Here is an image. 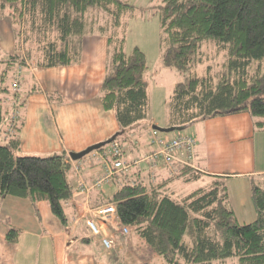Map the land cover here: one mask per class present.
I'll return each mask as SVG.
<instances>
[{"label":"trees","instance_id":"obj_1","mask_svg":"<svg viewBox=\"0 0 264 264\" xmlns=\"http://www.w3.org/2000/svg\"><path fill=\"white\" fill-rule=\"evenodd\" d=\"M92 9L104 12V24L97 18L88 22ZM132 9L123 0H0V16L8 13L16 33L24 24L29 37L46 42L51 67L80 61L86 27L89 34L107 36L108 64L100 100L105 111L114 112L122 134L150 113L146 54L138 47L127 54L126 39L118 32ZM159 14L163 65L188 76L175 86L169 127L183 130L198 121L249 113L264 131V0H164ZM204 42L215 43L225 52V60L219 70L208 66L205 75H198L192 70L205 63L199 57ZM14 99L19 109L26 103L17 93ZM4 112L0 104V125ZM23 124L22 119L17 133ZM17 133L0 143V197L47 202L66 227V203L75 191L71 158L66 153L19 155ZM118 141L114 138L112 143ZM251 197L257 217L250 223L239 221L222 184L197 191L181 204L141 182H127L103 204L115 205L122 224L145 226L173 264H214L231 258L233 264H264V180L254 181ZM18 236L17 230L6 234L11 243Z\"/></svg>","mask_w":264,"mask_h":264},{"label":"crops","instance_id":"obj_2","mask_svg":"<svg viewBox=\"0 0 264 264\" xmlns=\"http://www.w3.org/2000/svg\"><path fill=\"white\" fill-rule=\"evenodd\" d=\"M6 22L12 32L11 39L4 43L9 56L6 64L10 67V60H16L18 66L25 64L20 81L22 90L24 86L30 92L40 90L29 92L21 108L24 124L17 133V154L46 157L66 153L70 157L71 153L82 152L112 138H119L123 157L128 162L153 151L151 130L154 126L162 129L155 119L148 129L140 123L122 134L114 112L102 107L100 92L107 73V36L98 32L85 35L78 63L51 67L46 61V42L29 37L24 24L16 33L12 19L8 18ZM8 93L5 101L9 98ZM50 95L54 96L50 98ZM5 110L8 118L4 132L12 106L8 103ZM165 128L166 131L161 132L169 138L180 134L196 138L194 159L188 165L178 162L175 176L166 167L152 170L142 163L133 167L130 173L116 176L101 190H93L88 196L77 195L76 203L67 207L69 222L66 227L47 202L34 204L27 199L0 197V264H154L141 249L152 250V256L162 251L157 241L148 236L145 226L131 227L127 236L112 231L114 248L108 251L86 225L88 219L94 218L92 210L105 205L103 201L127 182H141L149 190L155 189L181 204H186L197 191L222 184L238 218V207L247 211L249 203L253 205L252 185L254 181L264 180V160L259 151L260 145L264 147V131L255 126L249 113L198 121L183 130L172 129L169 125ZM9 139L5 135L6 143ZM184 158L180 156V160ZM152 171L155 179L151 177ZM102 173V166L97 161H82L79 169L73 162L70 181L76 189L79 182L92 184ZM191 183H196L195 189L184 193ZM252 207L254 211L248 212L249 218L257 217ZM25 208L28 218L19 214ZM36 215H42L43 229L27 227L33 220L31 216ZM9 230L18 231L16 243L7 240ZM163 259L166 263L161 264H173L164 256Z\"/></svg>","mask_w":264,"mask_h":264},{"label":"rangeland","instance_id":"obj_3","mask_svg":"<svg viewBox=\"0 0 264 264\" xmlns=\"http://www.w3.org/2000/svg\"><path fill=\"white\" fill-rule=\"evenodd\" d=\"M123 1L128 2L134 8L123 19V23H125L126 26L121 27L118 31L120 35L124 36L126 39L125 52L130 54L136 47L140 48L146 54L147 63L149 66V69L145 74V79L148 84L150 113L148 118L141 122V127L143 126L145 129H148V127H151V123L155 119L162 129H167L165 126L169 125L170 103L174 95L175 86L179 82L186 81V77L188 76L180 74L177 70L167 68L163 65L161 47L163 31L160 25L159 9L164 0ZM88 13V22L91 19L97 18L100 24L105 23V14L102 10L92 9ZM8 18L11 19L8 13L2 17L0 16V104L3 106L4 111L8 104L5 101V94L7 91H10L7 94L8 97L10 99L15 97V94L11 92V86L16 77H18L17 75L19 70L21 72L19 82L21 81L25 67V64L23 63H21L19 66L16 65V60H10L13 65H11L10 61H8L10 67H8L6 64V60L9 58V56L4 43L8 42V39H11L12 35L10 25L6 22ZM88 32L89 28L86 27V35L89 34ZM21 37L23 41L24 37L22 32ZM199 57L204 58L205 63L195 65L192 71L198 75H205L208 66H211L214 72L220 69L222 62L225 60V52L213 42H204L199 51ZM29 92L30 90L25 86L23 90L21 88L19 91L25 100ZM7 118L8 116L4 112V119L0 125V143L2 144H5V134L3 128L5 127ZM262 145L264 144L262 143ZM260 146V157H262L264 160V147ZM195 186L196 183L189 184L184 190V193H189L195 189ZM248 201L250 202V198H248ZM252 206L251 203H249L247 206V211H243L241 207L237 208L238 213H240L239 219L241 223H249L255 220V216L254 218L248 217V212L250 213L254 211ZM26 210L27 208L20 210L19 214L27 215L28 218L29 215L26 213ZM31 218H33V220L31 219V222L27 223V227L34 226L37 229H43L44 221L41 219L42 215L31 216ZM34 227H32V229H36ZM141 250L143 255L149 256V258H147L148 261H152L154 264H161L162 262L166 263V261L163 259V256L166 258L169 256V254H165L163 252H160L161 254L159 253V255L157 254L152 256L153 251L149 250L147 247H144ZM141 252L139 254H141ZM170 252H173V250L170 249ZM234 262L235 259L231 258L227 259L226 261H216L214 264H233Z\"/></svg>","mask_w":264,"mask_h":264},{"label":"built area","instance_id":"obj_4","mask_svg":"<svg viewBox=\"0 0 264 264\" xmlns=\"http://www.w3.org/2000/svg\"><path fill=\"white\" fill-rule=\"evenodd\" d=\"M17 76L12 83V91L14 93H19L21 90L19 82L21 77L20 70ZM7 102L12 106V113L4 134L10 137L17 133V127L22 121V112L18 108L17 100L8 98ZM150 136L151 145L154 147L153 151L133 162H128L124 159L123 150L118 142H113L102 150L94 151L83 159L75 161L76 169L80 168L82 161H97L102 166L103 173L92 184L83 181L79 182L74 191V197L66 203V206L68 207L72 203H76L77 195L88 196L93 190H101L105 185L110 184L116 176L128 174L133 167H138L142 163L148 164L152 170L158 167H166L169 169L171 175L175 176L178 174V162L188 165L194 159L197 140L193 135L180 134L169 138L159 130L152 129ZM180 156H184L185 158L180 160ZM151 177L155 179L153 171ZM131 184L135 185V182ZM92 213L94 218L87 220V228L93 237L101 239V243L106 250L110 251L114 248L112 231L115 230L123 236L130 234L131 227L122 224L118 220L116 207L113 203L94 208Z\"/></svg>","mask_w":264,"mask_h":264},{"label":"water","instance_id":"obj_5","mask_svg":"<svg viewBox=\"0 0 264 264\" xmlns=\"http://www.w3.org/2000/svg\"><path fill=\"white\" fill-rule=\"evenodd\" d=\"M154 129H157L159 131H166V130H163V129H160L159 127H156L154 126ZM174 129V128H172ZM114 138H112L111 140L109 141H106V142H102V143H99V144H96V145H93L89 148H87L86 150L82 151V152H79V153H71L70 154V157L73 161H76V160H80L82 159L83 157H85L86 155L90 154L91 152L93 151H96V150H99L101 149L102 147L110 144L112 142Z\"/></svg>","mask_w":264,"mask_h":264}]
</instances>
